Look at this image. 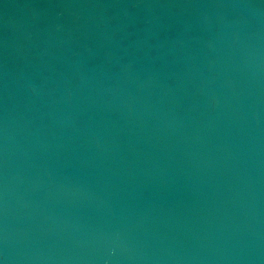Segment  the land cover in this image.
Instances as JSON below:
<instances>
[{"label":"water","instance_id":"obj_1","mask_svg":"<svg viewBox=\"0 0 264 264\" xmlns=\"http://www.w3.org/2000/svg\"><path fill=\"white\" fill-rule=\"evenodd\" d=\"M2 264H264V0H0Z\"/></svg>","mask_w":264,"mask_h":264},{"label":"snow or ice","instance_id":"obj_2","mask_svg":"<svg viewBox=\"0 0 264 264\" xmlns=\"http://www.w3.org/2000/svg\"><path fill=\"white\" fill-rule=\"evenodd\" d=\"M0 264H2V261H0Z\"/></svg>","mask_w":264,"mask_h":264}]
</instances>
